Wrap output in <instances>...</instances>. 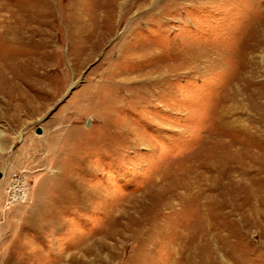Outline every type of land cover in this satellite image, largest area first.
<instances>
[{
	"label": "rangeland",
	"instance_id": "374dc122",
	"mask_svg": "<svg viewBox=\"0 0 264 264\" xmlns=\"http://www.w3.org/2000/svg\"><path fill=\"white\" fill-rule=\"evenodd\" d=\"M18 10L0 264H264V0Z\"/></svg>",
	"mask_w": 264,
	"mask_h": 264
},
{
	"label": "bare ground",
	"instance_id": "6f19581e",
	"mask_svg": "<svg viewBox=\"0 0 264 264\" xmlns=\"http://www.w3.org/2000/svg\"><path fill=\"white\" fill-rule=\"evenodd\" d=\"M21 11H12V12H10V18L12 19V18H14V21H16L17 23H15L14 21L12 22V23H5V24H3L2 26H1V32H0V34H1V38L4 40V41H6V42H13V41H15L14 40V38H13V31H14V28L16 27L15 25L16 24H19V17H20V14L22 13H20ZM6 54H8V53H3V54H0V69H4V65H7V64H5V62H7L8 60H14L13 59V57H4ZM9 56H11L10 54H9ZM4 57V58H3ZM4 64H3V63ZM8 63V62H7ZM13 63V62H12ZM10 64V63H9ZM8 64V65H9ZM10 66V65H9ZM5 70H6V68H5ZM1 71V70H0ZM4 73V72H3ZM2 73V74H3ZM1 74V75H2ZM0 75V76H1ZM2 77V76H1ZM248 131V130H247ZM248 137V136H247ZM248 138H250V137H248ZM257 138V137H256ZM261 138V137H260ZM262 139V138H261ZM249 142V141H248ZM245 143V142H244ZM251 143V142H250ZM252 143H254L253 141H252ZM238 144V143H237ZM236 144V145H237ZM238 146V145H237ZM210 162V161H209ZM205 163V162H204ZM210 171V170H209ZM256 172H258V171H256ZM255 175V174H254ZM24 250H25V252H27V253H30L31 251H32V249L30 248V246H25L24 248H23ZM43 258H44V256H43ZM56 260V259H55ZM57 260H61V258L60 259H57ZM55 262V261H54ZM54 262H49V264H57L56 262L54 263Z\"/></svg>",
	"mask_w": 264,
	"mask_h": 264
},
{
	"label": "water",
	"instance_id": "95a60500",
	"mask_svg": "<svg viewBox=\"0 0 264 264\" xmlns=\"http://www.w3.org/2000/svg\"><path fill=\"white\" fill-rule=\"evenodd\" d=\"M35 133L38 134V135L41 134V129L37 128Z\"/></svg>",
	"mask_w": 264,
	"mask_h": 264
}]
</instances>
